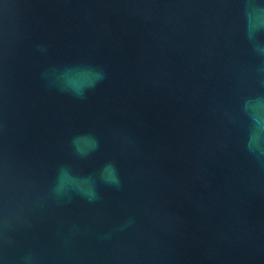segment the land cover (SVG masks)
I'll return each mask as SVG.
<instances>
[{
    "label": "water",
    "instance_id": "95a60500",
    "mask_svg": "<svg viewBox=\"0 0 264 264\" xmlns=\"http://www.w3.org/2000/svg\"><path fill=\"white\" fill-rule=\"evenodd\" d=\"M0 264H264V0H0Z\"/></svg>",
    "mask_w": 264,
    "mask_h": 264
}]
</instances>
